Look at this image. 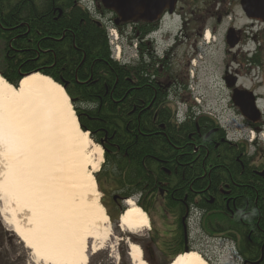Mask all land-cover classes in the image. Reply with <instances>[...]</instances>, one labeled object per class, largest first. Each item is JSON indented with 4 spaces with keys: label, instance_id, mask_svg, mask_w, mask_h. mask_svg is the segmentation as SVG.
Segmentation results:
<instances>
[{
    "label": "trees",
    "instance_id": "16d2710c",
    "mask_svg": "<svg viewBox=\"0 0 264 264\" xmlns=\"http://www.w3.org/2000/svg\"><path fill=\"white\" fill-rule=\"evenodd\" d=\"M110 13L104 8L99 9L94 1L92 8L82 0H0V75L15 87L19 86L23 76L37 72L63 85L82 127L86 125L92 139L100 144L101 138L109 137L108 147L114 156L105 153V157L107 162H111L110 158L115 162L119 188L131 187L132 192L128 196L132 198L145 189L156 188L158 170L163 167L164 187L169 195L165 210L185 214L186 205L191 202L186 201L185 204L178 199H184L189 194L187 190L190 186L176 183L173 179L177 175L175 168L178 162L195 159L187 156V153L193 152L189 147L212 145L209 159L214 164L226 160L229 180L234 182L240 178L241 169L236 163L237 151L219 140L217 143L206 142V135L217 125L211 116L197 108L189 107L183 114L187 118L182 122L178 107L180 100H173V88L161 83L159 72L165 62L149 53L144 46V36L156 26L127 28L135 32L129 37L138 46L137 60L115 59L107 34L108 28L113 26ZM18 18L24 24L23 34L30 30L28 37L24 36L21 40L16 37ZM116 30L120 31L122 38L130 35L126 30ZM93 131L96 135L92 134ZM216 144L220 149L214 148ZM182 147L185 148L178 149ZM239 160L248 161L246 157ZM194 173L188 171L185 176ZM248 175L253 186L258 177ZM230 185L233 184L230 182ZM219 186L213 184V188ZM179 187L184 189L177 192ZM257 187L262 214L260 243L252 248L253 253L246 252L247 225L232 218L225 206L223 209L213 206L214 221L207 229L215 234L224 232L222 224L227 226L225 232L232 228L239 230L240 227L244 237L240 248L242 254L264 259V184ZM247 220L250 231L254 228L257 234V217ZM232 234L230 232L228 237ZM229 241L235 244L231 239Z\"/></svg>",
    "mask_w": 264,
    "mask_h": 264
},
{
    "label": "bare ground",
    "instance_id": "6f19581e",
    "mask_svg": "<svg viewBox=\"0 0 264 264\" xmlns=\"http://www.w3.org/2000/svg\"><path fill=\"white\" fill-rule=\"evenodd\" d=\"M211 36L208 32L206 40ZM73 109L63 87L48 76H26L18 87L0 76V190L9 199L4 220L31 251L34 264H88L90 250L101 251L90 242L110 236L109 216L100 203L82 211L90 194L99 198L93 177L69 175L67 186L81 190L68 199L65 194L70 188L48 170L57 143L68 149L73 163L80 156L78 143L94 144L80 129ZM94 150L100 158L99 169L103 149L94 144ZM84 186L86 195L81 193ZM142 210L130 200L120 219L121 229L134 235L149 229V218ZM130 258L133 264H148L138 245H130ZM172 264L209 263L190 252Z\"/></svg>",
    "mask_w": 264,
    "mask_h": 264
},
{
    "label": "flooded vegetation",
    "instance_id": "af4514ba",
    "mask_svg": "<svg viewBox=\"0 0 264 264\" xmlns=\"http://www.w3.org/2000/svg\"><path fill=\"white\" fill-rule=\"evenodd\" d=\"M181 0H178L176 11L174 15H168L165 13L161 20L154 23H139V24H125V22H119L117 16L114 12L110 13V19L112 25L115 28L125 30L129 27L140 26L154 28L158 27L166 21L167 17L175 16L179 13V5ZM99 9L101 7L98 4ZM242 10V8H241ZM243 12V10H242ZM20 14V11H19ZM246 19L252 24L251 27L264 26V23L261 20H255L248 18L243 12ZM193 16L192 12L187 14L186 22L184 27H189L190 23L188 20ZM222 16L218 17L217 24H222ZM189 23V24H188ZM24 24L21 23V19L17 20V39L21 40L24 36L28 37L30 30L28 29L27 34H23ZM208 28L215 32L217 27H203L197 32L199 38H202L206 34ZM234 30L236 37L239 39V43L235 49L229 50L228 53L235 54L239 52L241 60L237 59L238 65H246L244 69H231L230 66H227L224 70L222 80L228 89L229 97L231 98V103H233L234 90L238 89L240 92H249L251 94H242L243 97H250L251 100H255L256 110L260 113V119L257 122H251L246 119L241 113L240 109L239 115L243 123L253 129L254 131L260 133L264 129V112L260 108V100H264V32H257L253 34L254 43H256V48L251 51L248 48L249 39L244 35L246 31H242L240 27L230 25L226 31L225 43L228 46L227 35L228 33ZM156 33V30L153 29L150 33H147L144 36V46L149 50V53L157 56L159 58V43L156 42L151 35ZM260 38L258 39V37ZM229 47V46H228ZM145 49V47H144ZM239 66V67H240ZM244 67V66H243ZM253 70V74H252ZM249 76V79H248ZM233 78L237 79L236 87L234 89H229L226 85V79L232 81ZM179 90L176 89V86L172 89V94L174 99H177ZM235 106V105H234ZM210 116V115H209ZM215 120L217 127L214 128L211 133L206 135V142L208 143H217L219 140L221 143H228L230 147L236 149L238 155V160L236 163H239L241 166L239 176L240 178L237 182H234L232 179L229 180V167L226 166L225 161L215 163L209 159L211 157L210 144H201L200 146H190L189 149H192L193 152L187 153L189 158H195L190 161H182L177 163L175 171L177 173L173 179L176 183L189 184V189L187 190L189 194H186L184 199H178L179 201L191 202L190 205H186L185 214L177 212L175 214L166 212L165 202L169 195L166 193L165 184L163 181V167L158 170L157 175V185L156 188H151L150 190H143L141 194L137 197H129L128 194L132 192V188H119L118 183L116 182L118 173L115 167V162L112 158L111 162L105 161L102 172L100 171V188L103 194V204L107 210L108 215L114 221V223L119 226V220L122 214L124 213L127 207V201L130 199L135 200L136 204L139 205L143 211H145L150 220V227L147 233L141 235L140 245L143 253V259L150 264L158 263H170L178 253H184L187 251H198L205 258L209 259L206 255L207 248L211 249L213 245H223L227 247V244L231 243L229 239L235 242V247L233 248L239 254L240 264H264V259H257L255 256L251 257L247 254H242L241 245L244 244V237L241 233L240 227L238 229H228L227 226L221 225L224 228L223 233L212 234L211 230L207 227H211L213 215V206L226 208L227 212L230 210V216L234 218L238 223L241 222L242 225H247L248 242L245 244L246 252L250 251V254L253 253L252 248L257 246V243L260 239L259 230L261 229V214L260 209V193L258 189L259 184H264V154H261V149L258 142H253L255 153L251 155L249 152V145L247 142H244L243 138L249 135L251 132L243 133V137L232 138L229 136V129L224 126V123H221V120L216 116H211ZM187 118V117H186ZM183 116L181 118L182 122L186 120ZM83 129L88 131L86 125H83ZM244 131V129H242ZM251 131V130H250ZM215 135H214V134ZM93 135H96V132H92ZM92 136V135H91ZM218 141V142H219ZM100 144L104 145L105 153L114 156L112 150L108 147L109 137L105 136L100 139ZM185 147L178 148L184 149ZM213 148V146L211 147ZM214 148L220 149V146L216 144ZM183 156V154H180ZM246 157L247 162H240V158ZM106 160V157H105ZM159 165V164H158ZM248 167V170H247ZM251 169V170H250ZM251 172H250V171ZM188 171L195 172L194 175L186 177ZM111 172V173H110ZM220 174V175H219ZM248 174L255 175L258 177L255 180L254 185L251 186L252 180ZM188 175V174H187ZM245 176H248L247 178ZM231 184L233 185H230ZM184 184V186H185ZM213 184H220L219 187L213 188ZM253 184V183H252ZM156 191L154 192L153 190ZM184 187H179L177 192L183 190ZM182 195V194H181ZM192 199V200H191ZM253 202V205L251 204ZM255 210V214H253ZM257 217V223L255 228L257 234L254 232V228H249V221L247 218ZM241 224L239 226H241ZM120 228V226H119ZM122 231V230H121ZM233 233L231 237H228L229 233ZM133 235V234H131ZM145 237V238H144ZM132 240L129 236L128 241ZM232 244V243H231ZM130 247V245H129ZM204 247V250L201 249ZM16 248L13 245V242L7 240L6 237L0 240V264H20L15 256ZM130 254V253H129Z\"/></svg>",
    "mask_w": 264,
    "mask_h": 264
},
{
    "label": "rangeland",
    "instance_id": "374dc122",
    "mask_svg": "<svg viewBox=\"0 0 264 264\" xmlns=\"http://www.w3.org/2000/svg\"><path fill=\"white\" fill-rule=\"evenodd\" d=\"M93 1L94 0H84V2L89 4L92 8ZM178 9L179 13L175 16L167 17L163 25V29L171 32L174 37L172 42L169 43L171 49L165 45V50H160L161 52L163 51V53L166 51L168 52V55L165 53L159 58L165 62L163 68H160L159 72L162 75V85L168 86V88H174L176 86V89L179 90L178 96H180L173 100H180L178 107L182 112L185 111L186 108L195 107L201 113L217 116L221 120V123H224V126L229 129V136L235 139L238 137L242 138L244 135L243 133L247 131L251 132L248 136L245 134L243 138L244 142H247L249 145V152L251 155L255 153L256 148H254L253 142L256 141L259 143L257 151L261 149V154L263 155L264 129L258 133L253 129H249V127L243 123L237 107L231 103L228 89L222 77L225 71L224 69L227 66H230L231 69L236 68L239 70L241 68L243 72L247 67L245 64L243 65L244 67L242 65L240 66V64L238 65L237 59H242L240 58L239 52L236 53V58L234 57L235 54L228 53L231 49L225 43V34L229 26H237L240 27L243 32L246 31L244 35L249 39L246 43H248V48H250L251 51H253L257 45L254 43L253 34L257 32H262L263 34L264 26L255 25L251 27L252 24L246 19L241 10L240 0H181ZM190 12H192L193 16L188 21L191 23H188L190 26L185 28L184 23L186 22L187 14ZM219 16L223 18V22L220 25L217 24ZM212 25L213 27H217L215 32H212L208 28L212 34V39L207 41L204 40V37L199 38L197 32L203 27L205 28V26L207 28ZM208 30H206V32ZM128 33H130L132 37L135 32L129 29ZM112 35H114V33ZM118 36L122 50L121 59L130 62L137 60V44L131 42L129 36L123 39L119 34ZM259 38L260 36L258 39ZM168 39L167 37V40ZM173 97L174 95L172 98ZM72 108H74V106ZM260 108L264 112V100H260ZM242 129H244V131H242ZM82 132L84 131L82 130ZM56 137L58 138L59 136ZM89 137L95 145H99L91 136ZM94 144L89 145V147H84L82 143H78L79 147L77 150H79L80 156L77 158L78 161L73 163L69 161L70 152L68 149L63 148L62 144L57 143L53 146L55 149L52 151L54 159L50 161L51 166L50 169L48 168L50 174L52 173V178H59L60 183L70 188L65 194L64 186V194L68 199H73L72 194L81 190V188H78L72 191L71 187L67 186V184L71 183L68 180L69 175L77 178V175L80 173L81 176L84 174V177H86L85 179H87V176L93 177L97 192L99 193V198L97 199L93 193L90 194L89 200L87 199L88 205L84 204L82 209L83 212L92 209L96 202L100 203L105 208L101 186L99 185L101 177L99 174L100 171L102 172L106 161L105 154L103 152L101 165L99 169H96V165L100 158L94 150ZM62 149L67 150L63 151ZM85 192L86 187L84 186L81 193L86 195ZM8 205V196L4 197L0 190V240L6 237L7 240L13 242L16 248L15 256L20 260V264H34L31 251L25 247L23 242L19 239V236L13 232L12 228L4 220V217L9 215L7 211ZM108 225L111 227L110 236H108V238L90 242L91 247L99 246L101 251L93 254L90 250L88 264H133L129 255V245L135 244L140 246L137 243H140L141 235L147 233L149 229L141 231L138 235H131L128 232L121 231L118 224L116 225L110 217ZM129 236H131L132 240L126 242ZM210 248L211 249L207 248L204 250V247H201V249L206 252L209 259L203 258L207 260L209 264H240V260L237 257L238 253L235 251L236 249L234 250L229 244H227V247L223 245L219 247L218 245H213ZM170 263L172 262L170 261ZM158 264L168 263L163 262Z\"/></svg>",
    "mask_w": 264,
    "mask_h": 264
},
{
    "label": "water",
    "instance_id": "95a60500",
    "mask_svg": "<svg viewBox=\"0 0 264 264\" xmlns=\"http://www.w3.org/2000/svg\"><path fill=\"white\" fill-rule=\"evenodd\" d=\"M109 11L116 13L119 22L125 23H154L161 19L163 14L168 12L174 14L178 0H95ZM241 6L246 16L250 19L261 20L264 23V0H241ZM227 42L230 48H235L239 39L235 31L231 30L227 36ZM26 75V76H30ZM24 76V77H26ZM237 79L232 81L226 79V85L229 89L236 87ZM242 94H251L249 92H240L234 90L233 103L240 109L243 116L251 122H257L260 119V113L256 110L255 100L250 97H243ZM79 122V119H78ZM264 175V174H263ZM186 253H190L187 251Z\"/></svg>",
    "mask_w": 264,
    "mask_h": 264
},
{
    "label": "clouds",
    "instance_id": "9594fccd",
    "mask_svg": "<svg viewBox=\"0 0 264 264\" xmlns=\"http://www.w3.org/2000/svg\"><path fill=\"white\" fill-rule=\"evenodd\" d=\"M253 214H255V210H253Z\"/></svg>",
    "mask_w": 264,
    "mask_h": 264
}]
</instances>
